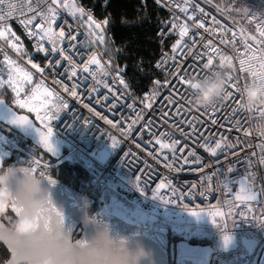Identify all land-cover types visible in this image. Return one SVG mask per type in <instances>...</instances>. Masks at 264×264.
Listing matches in <instances>:
<instances>
[{"label": "built area", "instance_id": "obj_1", "mask_svg": "<svg viewBox=\"0 0 264 264\" xmlns=\"http://www.w3.org/2000/svg\"><path fill=\"white\" fill-rule=\"evenodd\" d=\"M67 1L59 0V4L55 5L58 11L57 25L65 27V40L58 42L65 49L61 58L59 53L53 56L39 51L36 47L38 38L28 34L29 27L39 31L35 25L41 23V17L37 15L40 9L29 11V0H6V4H16L18 7L11 10V15L5 21L0 22V28L7 31L6 36L0 37V42L10 39V44L18 43L22 49L7 48L2 55L0 76L7 78L2 85L7 84L10 90L15 91L12 88L15 85L9 81L12 67L4 58L7 54L15 66L32 73L31 81H17L24 89L19 94L28 92L22 99L39 108L41 116L52 105L59 106L66 102L68 107H62L58 118L48 122L53 128V137L64 148L63 155L58 159L43 157L40 149L27 136L0 123V170L26 165L36 167L35 174L39 177L40 172L44 171L45 176L59 178L63 165H75L80 169L73 176L76 188L94 199L90 217L102 219L100 212L104 206H108L111 212L117 208L136 220L138 225L166 230L171 237H176L169 242L170 264H175L177 240L193 242L202 239L201 231L206 228L214 229L208 242L213 250L209 264H218L221 259L237 255L242 256V264H253L255 261L261 264L264 256V163L261 157L264 152L260 145L264 144V136L254 127L260 119V112L256 108L241 109L234 102H225L224 105L216 103L214 114L213 106L194 107L190 86H182L178 79L179 75L199 79L208 73L202 69L206 57L195 59L197 53H204L202 45L207 39L219 45L224 54L232 56L238 66L237 57L244 50L241 29L255 34L256 21L248 18L242 21L231 11H218L216 5H220L221 9L225 7L218 0H191L187 16L176 6L183 5L184 0H154L165 9L166 16L157 30L160 51L154 67L159 75L151 77L145 84L133 77L126 63L116 59L119 53L117 47L115 53L110 54L99 44L98 39L104 44L107 26L105 21L96 17L93 6L75 0L78 7L84 9L86 21L91 15L103 27V32L94 26L89 29L81 19L61 6ZM38 2L41 0H30L33 8ZM46 2L51 4L52 0ZM197 5L204 9V13L197 8L195 15L205 21L208 32L191 26L189 17ZM8 12L7 7H0V14ZM252 16L264 20V16L256 13L248 15ZM213 17L218 24H214ZM29 19L32 20L31 25L23 23ZM186 19H189V35L173 52V45L180 36L179 28L173 29L172 23L181 24ZM220 26L225 28V33L213 35L211 30ZM69 32L76 36L73 47L68 46ZM233 33H236L235 45L220 43L222 36L231 40ZM194 36L195 45L192 44ZM45 47L50 48L51 45L45 43ZM93 56L103 67L89 64L85 70L84 65ZM67 57H71V61ZM29 59L44 71L34 68L28 63ZM55 59H60V64L49 63V60ZM218 64V59L214 60V65ZM135 70L143 73L141 62ZM244 76L245 73L241 72V83ZM121 79L124 83L120 82ZM37 85L41 86V99L32 100L30 97ZM65 87L68 91H65ZM44 88L53 95L48 97L43 92ZM71 91L77 95L71 96ZM43 99H50L52 104L40 107ZM177 108L181 109L179 113ZM21 110L29 112L44 128L36 118V112L29 108ZM84 120L90 123L84 124ZM246 129L250 131L246 132ZM224 137L227 143H222L215 153L208 150ZM113 139L117 142L115 147ZM173 141L178 142L173 148L161 146V142L172 144ZM181 157L190 163L185 164ZM33 159L40 164H32ZM248 161L253 162L251 166ZM229 167L231 171H228ZM136 177L140 178L139 187ZM242 181L258 194L256 200L241 202L236 199L237 194H242ZM162 182L166 186L158 188ZM169 200L175 203H167ZM185 205L189 210L204 209L208 214L221 213L215 217L217 227L212 223L211 216L209 222L187 221L178 217V212L187 211ZM224 235L234 237V248L222 249ZM250 246H253L252 250Z\"/></svg>", "mask_w": 264, "mask_h": 264}, {"label": "snow or ice", "instance_id": "obj_2", "mask_svg": "<svg viewBox=\"0 0 264 264\" xmlns=\"http://www.w3.org/2000/svg\"><path fill=\"white\" fill-rule=\"evenodd\" d=\"M41 3H43V7H41ZM59 4V0H52L51 4H47L46 0H41L38 2L36 7L30 3L28 4L29 11H35L36 9H40L37 12V15L41 17V23L35 25V28L39 29L38 32L33 31L32 28H28V34L32 37H37L36 47L39 51H42L49 55H55L57 53L60 54L61 58L64 57L65 49L60 47L58 42L63 43L65 40V27L63 25H57V17L58 11L55 5ZM62 7H68L67 4L61 5ZM177 7L180 8L181 12L184 13L186 16L188 15L189 7L191 6V0H184V4L180 5L177 4ZM0 7H7L9 12L7 14H0V22H3L7 19L8 16L11 15V10L16 9L18 5L8 3L6 4V0H0ZM217 10H222L224 12H230L231 10L235 11H244L247 14V9H232L231 6L224 7L221 9L220 5H216ZM199 9L200 13H204L203 8H199V6H195L191 16L189 17L191 21L192 27L203 28L205 32H208L209 29L205 28V21L203 19H199L195 15L196 9ZM72 14L75 15L76 13H80L81 16L84 15L83 8H77L75 5L71 6ZM250 21H256V31L255 34L248 32L246 29H241L240 37L243 41L244 50L242 55H238L239 64L238 66L233 62V57L230 55H226L223 52V49L219 45H215L212 39H207L202 47L204 48V53H197L195 59L201 60L202 57H206V59L202 63V69L206 70L207 72L213 69H221L226 72V86L223 95L216 103H220L224 105L225 102H234L237 106L241 109L247 108L251 110L252 106H246L244 103H240V101H244V97L241 91V88L247 85L248 76L250 75L254 79H264V20H257L255 16L247 17ZM88 27L91 29L93 25L96 28H100V25L96 23L91 15H88ZM189 19H186L183 23L177 24L175 22L172 23V28H179V36L180 39L176 40L175 44L173 45V52H175L183 42V38L189 35ZM214 24H218L219 22L216 21V18L213 17ZM175 20V17H174ZM23 23L27 25L32 24V20L29 19L24 21ZM65 23H67L65 21ZM106 23V21H105ZM58 27V30H57ZM68 27H72L68 25ZM212 34L216 33H225V28L223 26L213 28ZM7 31L4 28H0V37L6 36ZM13 35H15L13 33ZM236 33H233V38L231 40L224 39L223 36L221 37L220 43L223 45L232 44L235 45ZM19 40V38H16ZM102 39V38H101ZM68 41L69 47H73L76 42V36L73 33H68ZM45 43H49L51 45L50 48L45 47ZM196 39L195 36L192 38V44L195 45ZM12 47L17 51H21L22 45L12 42ZM191 50V49H189ZM238 51V50H237ZM5 60L7 61L8 65L12 67V72L9 74V81L15 85V90L17 91V96L19 93L22 92L23 86L18 83V80L23 81H31L32 73L28 72L18 66H15V62L11 60L7 54H5ZM69 61H71V57H67ZM219 61L218 65H214V60ZM60 59L49 60V63L60 64ZM29 64H32L34 68L39 69V71L43 72L44 69L40 67L39 64H33L32 60H28ZM89 64H96L100 65V61L95 57H91L87 63L84 65L85 70L88 69ZM103 67L102 65H100ZM193 71H195L193 69ZM245 73L243 83L240 82V73ZM73 75H75V69H73ZM119 75V72H117ZM179 81L183 85L192 86L193 80L196 79L195 77H188L186 75H179ZM124 83L123 79L120 81ZM159 84V81H156ZM127 87V85H125ZM65 91H68L67 87H65ZM44 93H47L48 97H51L53 93L49 91L47 88L43 89ZM70 95L75 97L77 93L75 91H71ZM239 97V99H237ZM32 100H40L41 99V86L37 85V88L33 90V93L30 97ZM2 102V101H0ZM21 107H26L31 109V111L37 113V119L41 121L44 125V130L40 128H36L35 125L29 120V117L26 115H19L16 114L13 117V123L19 125H31L35 128L38 142L43 145L49 152L53 155H56L58 150L56 145L53 142V128L49 126L50 121H53L58 118V113L60 109L67 108L68 105L66 102H62L61 105L56 106L52 105L51 108L45 113L44 116L39 114V108L33 106L31 103H27L25 100H17L16 101ZM179 103V102H177ZM215 103V104H216ZM52 104L50 99H43L40 107H45L47 105ZM215 104H213V114L215 112ZM151 107V104L147 105ZM261 115H264V107L256 106L255 107ZM181 111L180 108H177V112ZM235 111V109H233ZM99 115V113H97ZM215 123V121H213ZM84 124H89L88 120L83 121ZM109 123H112L109 121ZM237 124L239 122L237 121ZM249 132L250 130H245ZM261 136H264V129L258 130ZM158 142H159V138ZM116 141L113 139V146L115 147ZM178 143L177 141H173L172 144H168L166 142H161V146L163 148H173L174 145ZM222 143H227V138L224 137L222 140L216 141L215 147H209V151L215 153L218 148L221 147ZM207 147V144L205 145ZM261 151L264 152V144L260 145ZM181 152L184 151L183 148L180 149ZM191 155V153H189ZM2 159V158H0ZM184 163L188 164L190 161L184 157ZM261 162L264 163V156L261 157ZM252 161H248L249 166L252 165ZM32 164L39 165L40 162L36 161L35 159L32 160ZM41 167H46V165H40ZM232 169L229 167L228 171ZM16 171L22 172L30 177H36L35 173L37 171L36 167H26V168H19L14 169L12 167L8 168L9 173H14ZM45 172H40V180H44ZM254 178V174H253ZM0 179H3L0 177ZM139 177H136L137 187H139ZM40 180L34 181L27 189H22L18 191L19 196V204L13 203L12 209L15 212L20 213L24 209V206L29 203L31 199L32 193L39 190ZM247 178H245V181ZM47 181L50 185H55L57 181L53 179L51 175L47 176ZM245 181L241 182V193L237 194L236 199L240 200L241 202L244 201H253L257 199V193L253 191L250 187L246 186ZM166 185L162 182L158 185V188H164ZM143 191V189H140ZM47 191V190H46ZM264 191V189H262ZM155 196V193H154ZM163 200V197H160ZM168 202L175 203V201L169 200ZM186 210H188L192 215L199 216L201 213L195 210H189L187 206H184ZM37 211V218L41 222V229L38 233L31 237H27L24 239H17L12 237L11 235L5 234L3 232V224H0V239L5 240L8 243V246L11 248L12 251V259L8 261V264H21L22 261L35 259L44 254H52L55 255L57 258V264H126V260L124 258V253L120 247H117L111 237L109 236L107 231L100 233L96 238L89 242V239H83L76 241L78 246H73L70 232H71V225L66 224L65 216L63 211L58 209L52 201L51 193L48 192V195L45 197L43 201H41L39 210ZM209 216L213 217L212 223L215 225L217 224V220L215 217L217 215H222L221 213L217 212H210ZM243 215V213L241 214ZM224 242L227 244L231 240L230 235H224Z\"/></svg>", "mask_w": 264, "mask_h": 264}, {"label": "water", "instance_id": "obj_3", "mask_svg": "<svg viewBox=\"0 0 264 264\" xmlns=\"http://www.w3.org/2000/svg\"><path fill=\"white\" fill-rule=\"evenodd\" d=\"M66 4L68 7L65 8L71 14L72 5L79 8L75 0H68ZM73 16L81 19L88 27L89 23L85 19V14L81 16L80 13H76ZM96 23L98 22L96 21ZM93 26L95 27V25ZM96 29L99 32H103V27L101 25L100 28ZM98 42L104 47V44L99 39ZM0 101H2L0 102V123L27 136L43 154L54 159H58L63 155L64 148L54 137L53 142L58 150L56 155H53L38 142V136L34 127L27 124H14L12 122L15 114L17 116L26 115L36 128L44 130L29 112L11 105L6 98L1 95ZM26 167L28 166L17 165L12 168L19 169ZM19 174V171H17V175ZM36 177L40 178L37 175ZM53 179H55L57 183L55 185H50L47 181V176H44L42 187L51 193V197L56 206L64 213L66 224L71 225L70 238L72 242L92 238L97 234V225H103L104 231L109 232V235L112 238L119 240L118 247L122 249L125 260L129 256V250L133 253V259H137V264H170V235L166 230L129 223L111 212L108 206H104L100 212L102 219H93L90 217V211L94 206V199L56 177H53ZM10 183L15 187V177L10 179ZM10 211L12 212L11 209ZM0 243L5 245L10 252L9 257L1 264H8V261L12 259L11 248L3 239H0ZM234 247L235 239L233 236H231V240L228 244H225V242L222 244L223 250H228ZM252 249L253 246H250V250ZM212 254L213 250L209 243H196L179 239L176 242L175 264H209ZM23 264H26V262H23ZM218 264H242V256L237 255L232 256L229 259H221ZM253 264H256V261ZM261 264H264V256Z\"/></svg>", "mask_w": 264, "mask_h": 264}, {"label": "trees", "instance_id": "obj_4", "mask_svg": "<svg viewBox=\"0 0 264 264\" xmlns=\"http://www.w3.org/2000/svg\"><path fill=\"white\" fill-rule=\"evenodd\" d=\"M78 1L93 6L96 17L106 21L105 51L114 54L117 47L119 53L116 59L127 64L128 71L135 79L148 84L151 77L159 75L154 62L160 51L157 30L166 16L165 9L154 0ZM139 62L143 65V73H137L135 70ZM3 97L10 103L8 95L4 94ZM42 156L47 157L45 154ZM62 169V175L58 179L76 188L73 176L74 173L78 174L80 169L75 165H63ZM10 214L13 213L10 211ZM175 238L170 236V239ZM193 242L208 243L209 240L195 239ZM9 254L5 245L0 243V264L9 257Z\"/></svg>", "mask_w": 264, "mask_h": 264}, {"label": "clouds", "instance_id": "obj_5", "mask_svg": "<svg viewBox=\"0 0 264 264\" xmlns=\"http://www.w3.org/2000/svg\"><path fill=\"white\" fill-rule=\"evenodd\" d=\"M225 7H227L226 0ZM226 83V72L221 69H213L202 78L194 79L192 86H190L193 106L208 107L215 104L223 95ZM241 91L244 97L243 103L246 106H252L253 108L256 106L264 107V79L248 78L247 85L242 87ZM254 127H256L257 130L264 129V115L260 114V119L256 122ZM19 173L20 174L17 175V171L9 173L8 169L0 170V177L3 178L0 179V224H3V232L5 234L11 235L17 239H24L40 231L41 222L37 218V211L33 210H39L41 201L48 195V191L42 187L43 180H40V178L30 177L22 172ZM13 177H15L16 181L15 187L10 183V179ZM36 180H40L39 190L32 193L29 203L24 206L25 210H22L20 213L15 212V210L12 209V205L13 203L19 204L18 191L27 189ZM52 201L55 204L53 199ZM10 209L14 214H10ZM103 231L104 226L97 225V234L90 238L89 242L91 243L92 240ZM111 239L118 247L119 240L112 237ZM72 244L73 246H78L76 242H72ZM128 252L129 256L126 259V264H137V259H133V253L129 250ZM23 262H26V264H57V258L52 254H44L35 259L22 261L21 264H23Z\"/></svg>", "mask_w": 264, "mask_h": 264}, {"label": "rangeland", "instance_id": "obj_6", "mask_svg": "<svg viewBox=\"0 0 264 264\" xmlns=\"http://www.w3.org/2000/svg\"><path fill=\"white\" fill-rule=\"evenodd\" d=\"M225 5V0H218ZM226 3L231 6L232 9H247V14L244 11H235L231 10V13L242 21H246L247 17L251 13H256L258 15L264 16V0H226ZM8 49H13L12 44H10V39H4L3 43L0 42V63L2 62V55ZM7 78L5 76H0V95L3 96L8 95L10 97V104L15 106L16 108L23 109L16 101L18 98H24L28 95V92L25 94H19L17 96V91H12L8 88L7 84L2 85ZM20 83V82H18ZM10 85V84H9ZM15 89V86L12 87ZM26 111V110H25ZM200 212L199 216L192 215L188 210L187 211H180L178 212L177 216L185 219L187 221H194V222H202V221H210V216H208V211L201 209L195 210ZM216 226V225H215ZM217 227V226H216ZM214 229L213 228H206L201 231L200 238L202 239H210L213 235Z\"/></svg>", "mask_w": 264, "mask_h": 264}, {"label": "bare ground", "instance_id": "obj_7", "mask_svg": "<svg viewBox=\"0 0 264 264\" xmlns=\"http://www.w3.org/2000/svg\"><path fill=\"white\" fill-rule=\"evenodd\" d=\"M19 100H23L22 98H20ZM22 108H25V109H28L26 107H22ZM112 212L119 216L120 218L124 219L125 221L129 222V223H133V224H137L136 220L132 219L131 217L127 216L126 214H124L122 211H120L119 209L117 208H114L112 210Z\"/></svg>", "mask_w": 264, "mask_h": 264}]
</instances>
